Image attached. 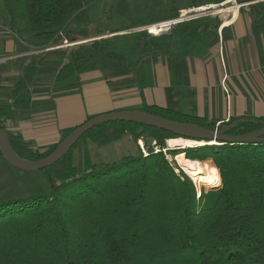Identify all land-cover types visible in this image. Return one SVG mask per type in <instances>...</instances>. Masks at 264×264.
<instances>
[{
    "label": "trees",
    "instance_id": "trees-1",
    "mask_svg": "<svg viewBox=\"0 0 264 264\" xmlns=\"http://www.w3.org/2000/svg\"><path fill=\"white\" fill-rule=\"evenodd\" d=\"M96 1L0 0L3 25L26 45L24 51H34L20 58L21 70L10 78L7 102L0 105V126L11 148L25 159L44 158L75 128H67L58 142L43 148L23 141L9 123L15 113L29 109L34 97L74 87L79 73L88 69L101 70L111 85L133 72L122 55L108 50L100 39L50 49L75 38L67 23L85 19ZM142 110L211 129L231 125L225 131L230 135L264 127V117L250 116L216 126L175 109L174 103ZM125 133L134 143L141 134L150 136L160 149L179 138L127 121L87 130L54 164L40 169L51 189L48 194L0 204V264H264V142L186 147V157L214 163L202 161L217 178L211 186H219L199 195L162 150L149 149L147 155L138 150L97 165L84 147L78 172L74 150L82 141L105 145Z\"/></svg>",
    "mask_w": 264,
    "mask_h": 264
},
{
    "label": "crops",
    "instance_id": "crops-1",
    "mask_svg": "<svg viewBox=\"0 0 264 264\" xmlns=\"http://www.w3.org/2000/svg\"><path fill=\"white\" fill-rule=\"evenodd\" d=\"M185 2L170 13L205 5L214 10L178 22L169 33L145 34L143 42L165 37L170 44L157 48V43L134 62L135 67L142 62L140 80L134 68L129 79L120 76L113 85L101 70H85L74 87L34 97L29 109L15 113L10 129L35 148H43L90 115L149 105L165 108L174 103L175 109L216 126L237 117H264V0ZM4 30L0 29V105L7 102L10 78L21 70L20 58L34 52L24 51L26 45ZM125 30H109L105 36L129 33ZM103 35L99 38L108 39ZM142 64H147V71ZM57 91L62 94L55 95Z\"/></svg>",
    "mask_w": 264,
    "mask_h": 264
},
{
    "label": "rangeland",
    "instance_id": "rangeland-1",
    "mask_svg": "<svg viewBox=\"0 0 264 264\" xmlns=\"http://www.w3.org/2000/svg\"><path fill=\"white\" fill-rule=\"evenodd\" d=\"M190 1L191 0H189V2ZM183 6H186L185 0H97L88 8L87 17L85 19L76 17L67 23L66 29L72 31L75 34V38L66 39L65 44L63 43V39L61 47L67 45L76 47L79 44H72L75 41H81L82 39H100L101 42L104 41V43H106L108 50L122 54L125 61L127 60L128 62L133 63L132 68H134L135 78L140 80L141 72L139 73V67L142 62H139L137 67L134 66V62L141 57V54L148 52V49L152 48V46L156 47L159 44L157 48H163L165 45L170 44V39L168 40V38L165 37H162L159 40L152 39L143 42V38L146 37L145 34H148L146 30L147 27L150 24H153L151 22H156L160 18L164 20L163 18L167 17L171 11ZM212 10L214 9L211 8L210 11L212 12ZM170 15L171 13L168 15L169 18H171ZM178 16L179 15L176 14L172 18ZM3 24V20L0 17L1 30H4L1 28L4 26ZM173 26H171V28ZM122 27H127L128 31L125 30L124 32L129 33H126L125 35L114 34L110 37L105 36L108 35L109 30ZM153 27L156 26L154 25ZM4 31L6 33L11 32L7 27ZM11 33L14 34L13 32ZM102 34L108 39L99 38ZM182 41L183 39H181L180 43ZM143 70L147 71V64L143 65ZM67 93L68 92L65 94ZM58 94H62V92L57 91L55 95ZM139 136L140 137L137 138L136 143H134L129 133H125L119 139L111 140L105 145H98L91 140H86V142L82 141L74 150V164L76 165L78 172L83 169L84 147L88 149L92 162L97 165L103 162L117 160L127 154H135L138 150H140L143 155H147L149 149H152V152L162 150V153L172 164L175 172H183L192 181L197 190V195L200 194L201 190L208 191L219 186H211L217 183V178L212 171L206 169L208 167L203 165L206 164L209 166L207 163L202 164V161L205 160L213 163L212 159L199 160L186 157L184 149L188 146L195 145L194 143L202 144L201 142L179 138L166 142L168 148L160 149L159 146L156 145L155 140L150 136H144L143 134ZM139 139H141L143 148L139 145ZM167 149H171L172 153H169ZM16 169L17 168L13 167L2 155H0V204L29 195L48 194L50 192V186L42 171L36 170L22 172V170ZM198 180L206 181L210 185Z\"/></svg>",
    "mask_w": 264,
    "mask_h": 264
},
{
    "label": "water",
    "instance_id": "water-1",
    "mask_svg": "<svg viewBox=\"0 0 264 264\" xmlns=\"http://www.w3.org/2000/svg\"><path fill=\"white\" fill-rule=\"evenodd\" d=\"M92 39H82L75 41L72 45H77L82 42H87ZM51 47L52 48H56ZM47 50V49H45ZM41 51V50H39ZM110 121H127L153 126L167 131H171L179 138L191 139L195 141H203V145H224V144H242V143H261L264 142V127L238 135H230L225 131L231 125L223 126L222 128L215 127L214 129L200 126L196 123L180 122L160 115L151 114L147 111L138 109H121L108 111L95 115L85 120L80 125L76 126L69 132L44 158L39 160H28L19 156L11 148L7 136V131L0 126V153L13 167L22 171H36L46 168L54 164L71 146L90 128L95 127L101 123ZM209 141H214V144H209ZM193 145V146H203ZM192 147V146H188ZM185 148V147H182Z\"/></svg>",
    "mask_w": 264,
    "mask_h": 264
},
{
    "label": "built area",
    "instance_id": "built-area-1",
    "mask_svg": "<svg viewBox=\"0 0 264 264\" xmlns=\"http://www.w3.org/2000/svg\"><path fill=\"white\" fill-rule=\"evenodd\" d=\"M211 6H213V5H205V6H199V7H193V8H189V9H185V10H180L178 12V15H179L178 17H174V18L171 17V18H167L164 20L153 22V24L159 30L157 33H151L150 28H148V27L146 30H147L148 34L168 33L171 31V26H173L174 24L181 22L184 19L195 18V17L200 16L201 14H205V13L210 12V10L212 8ZM183 14H185V15H183ZM65 40L66 39H64V41H63L64 44L66 43ZM59 46L61 47V45H59ZM138 142H139L140 147L143 148V144L141 142V139H139Z\"/></svg>",
    "mask_w": 264,
    "mask_h": 264
},
{
    "label": "bare ground",
    "instance_id": "bare-ground-1",
    "mask_svg": "<svg viewBox=\"0 0 264 264\" xmlns=\"http://www.w3.org/2000/svg\"><path fill=\"white\" fill-rule=\"evenodd\" d=\"M151 29H153L152 31L154 32V33H157L159 30L157 29V27H151ZM179 139V138H178ZM183 139V138H182ZM189 140H191V139H189ZM192 141H195V140H192ZM195 142H201L202 144H200V143H194L195 145H203V144H205V142H203V141H195ZM209 144H214L215 142L214 141H209L208 142ZM181 146H184V145H181ZM193 146V145H192ZM196 168V167H195Z\"/></svg>",
    "mask_w": 264,
    "mask_h": 264
}]
</instances>
